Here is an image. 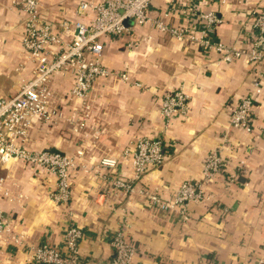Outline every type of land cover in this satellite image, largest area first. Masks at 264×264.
<instances>
[{"label":"crops","instance_id":"crops-1","mask_svg":"<svg viewBox=\"0 0 264 264\" xmlns=\"http://www.w3.org/2000/svg\"><path fill=\"white\" fill-rule=\"evenodd\" d=\"M18 1L0 0V99L16 94L36 69L23 44L25 13ZM171 1L176 5L173 24L192 19L180 9L196 4L221 19L215 40L243 48L252 46V35L245 30L247 10L264 4L152 0V15H162ZM41 3L47 23L89 22L94 16L79 15L76 0ZM128 26L125 35L102 37L104 65L127 73L128 79H98L86 97L77 98L71 94L75 75L55 74L50 87L58 113L35 121L30 129L28 148L55 149L73 158L70 201L56 203L57 177L43 167L22 160L0 162V210L14 231L4 235L0 264H35L26 244L64 249L71 224L85 231L80 264H106L114 252L110 241L122 226L138 248L133 264H256L264 258V86L255 92L260 65L244 58L221 62L218 52H205L197 43H180L148 25ZM181 87L190 95L188 115L168 121L161 113L162 97ZM252 93L257 129L232 127L231 113L241 97ZM139 137L162 138L166 161L137 181L129 150ZM213 150H221L227 163L209 179L204 166ZM107 157L118 161L110 177L134 180V193L116 189L104 178L102 173L110 169L101 161ZM232 175L237 181L230 182ZM183 181L201 183L206 194L190 204L187 219L180 207L162 209L140 192L146 188L172 202Z\"/></svg>","mask_w":264,"mask_h":264},{"label":"built area","instance_id":"built-area-1","mask_svg":"<svg viewBox=\"0 0 264 264\" xmlns=\"http://www.w3.org/2000/svg\"><path fill=\"white\" fill-rule=\"evenodd\" d=\"M77 13L94 16L89 22L82 20H63L57 24L42 20L44 11L41 0H20L18 4L25 13L23 25L25 35L23 44L35 61L36 69L32 79L27 81L14 95L0 99V162L22 160L36 167H43L57 177V190L53 193L56 203H68L71 199L70 171L74 160L67 155L49 150H32L28 148L30 129L37 120H49L58 111L54 108V93L50 87L53 76L57 73L70 72L75 75L71 94L77 98L86 97L98 79L114 76L128 79L127 73H114L103 63L104 35L120 36L131 30L126 21L132 20L138 25H148L171 35L180 43H197L205 52L216 51L220 54L218 61L232 63L236 58H244L247 63H257L261 69L255 80V92L260 93L264 86V4L258 3L247 10L249 21L246 31L252 35L250 48L238 47L236 44H225L214 39L216 25L221 22L213 12H203L190 4L180 9L192 19L175 25L170 21L176 9L174 1L163 8L162 15L154 17L151 13L152 0H76ZM226 0H223L225 2ZM247 5L253 0H238ZM203 1L198 2V6ZM193 17H196L193 20ZM254 19L253 21H251ZM131 46V43H130ZM255 96H243L230 116L232 127H241L254 132L257 125L252 117ZM190 95L184 87L162 97L161 113L170 121L174 116H187ZM131 152L135 180H142L154 168H160L166 161L165 142L162 138L139 137ZM226 159L221 150L210 151L204 166V173L209 179L222 173ZM118 161L115 158H104V178L116 189L131 194L137 189L134 180L123 179L116 175ZM232 175L230 182L237 181ZM148 201L162 209L179 212L183 219L188 218L192 202H200L205 197L201 183L183 181L173 196L172 202L164 201L160 194L146 188L140 189ZM11 220L0 210V246L4 235H12ZM85 231L77 224H71L64 233V249L50 243L26 244L30 259L35 264H80V244ZM18 241V239H16ZM7 242V241H5ZM113 256L106 264H133L138 248L126 236L125 227L119 228L111 239ZM264 264V258L256 262Z\"/></svg>","mask_w":264,"mask_h":264},{"label":"water","instance_id":"water-1","mask_svg":"<svg viewBox=\"0 0 264 264\" xmlns=\"http://www.w3.org/2000/svg\"><path fill=\"white\" fill-rule=\"evenodd\" d=\"M131 23H133L132 20H128V21H126V24H127V25H129V24H131ZM44 150H49V151H54V152H59V153H61L59 150H55V149H44ZM62 154H63V153H62Z\"/></svg>","mask_w":264,"mask_h":264},{"label":"rangeland","instance_id":"rangeland-1","mask_svg":"<svg viewBox=\"0 0 264 264\" xmlns=\"http://www.w3.org/2000/svg\"><path fill=\"white\" fill-rule=\"evenodd\" d=\"M38 121V120H37Z\"/></svg>","mask_w":264,"mask_h":264}]
</instances>
